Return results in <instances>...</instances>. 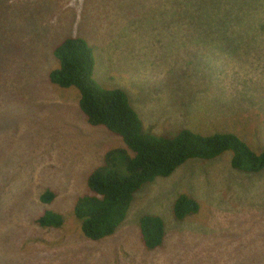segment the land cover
I'll return each mask as SVG.
<instances>
[{"label":"rangeland","instance_id":"rangeland-1","mask_svg":"<svg viewBox=\"0 0 264 264\" xmlns=\"http://www.w3.org/2000/svg\"><path fill=\"white\" fill-rule=\"evenodd\" d=\"M10 1L14 10L0 0V40L13 34L0 43V264H264V170L234 171L231 151L145 186L114 236L87 240L76 201L106 154L127 147L89 124L76 88L49 78L57 42L82 37L96 80L128 93L146 133H232L260 153L264 0ZM47 190L57 193L49 206L40 201ZM181 194L200 211L178 221ZM45 211L63 214L64 225H36ZM144 215L164 219L168 251L145 248Z\"/></svg>","mask_w":264,"mask_h":264},{"label":"trees","instance_id":"trees-1","mask_svg":"<svg viewBox=\"0 0 264 264\" xmlns=\"http://www.w3.org/2000/svg\"><path fill=\"white\" fill-rule=\"evenodd\" d=\"M5 9L14 10L10 0ZM19 21L22 22L20 16L11 19L16 25ZM11 37L12 33L6 34L0 43L8 46ZM52 55L60 63L49 71L50 81L61 87L76 88L89 124L122 137L127 147L119 151V156L115 155L116 151L106 154L105 162L88 177V193L76 201L74 212L83 220L81 232L87 240L101 242L114 236L126 219L136 194L155 180L172 176L188 162L211 161L231 151L234 171L258 174L264 170V150L254 151L232 133L202 135L188 129H182L175 137L146 133L143 119L132 106L128 93L121 89H105L96 80L92 49L82 37H65L57 42ZM27 78L23 75L21 81ZM151 98H147L148 103ZM117 166L125 171H118ZM56 196L55 191L47 190L40 201L49 206ZM199 211V202L181 194L174 201L172 213L176 220L183 221ZM34 223L41 228H61L64 215L45 211ZM140 234L147 250H169L170 246L163 242L166 225L162 217L144 215L140 219Z\"/></svg>","mask_w":264,"mask_h":264},{"label":"clouds","instance_id":"clouds-1","mask_svg":"<svg viewBox=\"0 0 264 264\" xmlns=\"http://www.w3.org/2000/svg\"><path fill=\"white\" fill-rule=\"evenodd\" d=\"M171 137H173V136H171Z\"/></svg>","mask_w":264,"mask_h":264}]
</instances>
